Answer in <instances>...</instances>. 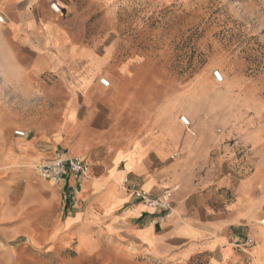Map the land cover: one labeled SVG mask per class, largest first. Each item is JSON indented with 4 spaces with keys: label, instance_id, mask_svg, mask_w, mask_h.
Wrapping results in <instances>:
<instances>
[{
    "label": "rangeland",
    "instance_id": "obj_1",
    "mask_svg": "<svg viewBox=\"0 0 264 264\" xmlns=\"http://www.w3.org/2000/svg\"><path fill=\"white\" fill-rule=\"evenodd\" d=\"M49 9L53 16L38 29L63 39L37 57L38 95L13 86L17 65L0 40V143L9 132L28 139L29 126L59 128L66 85L81 74L87 86L71 120L87 131L102 128L100 141L88 134L94 157L147 130L179 129L182 139L210 149L220 161L215 174L230 173L248 206L256 202V230L246 225L240 233L264 245V0H53ZM2 154L0 144V172ZM25 187L5 188L0 174V213L15 214L0 222V264H127L125 247L99 228L89 232L94 245L60 230V201L42 208Z\"/></svg>",
    "mask_w": 264,
    "mask_h": 264
},
{
    "label": "crops",
    "instance_id": "obj_2",
    "mask_svg": "<svg viewBox=\"0 0 264 264\" xmlns=\"http://www.w3.org/2000/svg\"><path fill=\"white\" fill-rule=\"evenodd\" d=\"M51 1L0 0V14L7 24L0 31V40L14 56L18 71L13 86L29 95H38L42 88L38 55L56 46V39L58 43L63 39L59 32L38 29V23L53 16ZM18 56L27 61L22 63ZM86 84L81 74L68 81L66 121L55 131L26 126L32 132L28 139L9 132L1 140L0 174L5 188L17 189L24 183L26 193L40 197L38 206L42 208L60 201L66 216L58 220L60 230H76L84 244L94 245L89 232L99 228L117 246L125 247L127 264H264L262 243L238 248L245 240L240 231L246 225L256 230V202L247 205L245 193L230 173L215 174L220 161L210 158L207 146L182 139L177 128L172 134L147 130L139 139H126L122 147H117V142L106 144L102 158L92 155L88 134L93 131L100 141L102 128L87 131L71 120L80 113L74 101ZM58 146L66 156L91 163L92 176L80 180L69 175L58 183L40 180L35 165L51 158ZM126 177L152 196L171 191L168 216L161 218L159 212L134 202L122 186ZM78 181L81 188L75 194ZM13 218L15 214L0 213L1 223Z\"/></svg>",
    "mask_w": 264,
    "mask_h": 264
},
{
    "label": "built area",
    "instance_id": "obj_3",
    "mask_svg": "<svg viewBox=\"0 0 264 264\" xmlns=\"http://www.w3.org/2000/svg\"><path fill=\"white\" fill-rule=\"evenodd\" d=\"M51 9L54 13H59L60 11L56 4H51ZM4 23V17L0 14V25ZM216 78H220L218 74H216ZM15 135L18 137L25 136L22 132H16ZM36 172L45 181L58 183L69 175L77 176L80 180L87 178L89 166L79 157H68L63 151L56 150L51 159L43 160V162L36 166ZM122 186L130 194L134 202L140 203L149 209L159 212V214H161V218L167 217L171 212V191H165L159 196H152L128 177L123 179ZM80 188L81 181H78L74 188V193L77 194ZM251 244L252 241L248 239L244 242V245L246 246Z\"/></svg>",
    "mask_w": 264,
    "mask_h": 264
}]
</instances>
